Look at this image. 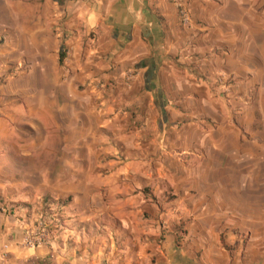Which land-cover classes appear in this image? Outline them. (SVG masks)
<instances>
[{
	"label": "crops",
	"instance_id": "crops-1",
	"mask_svg": "<svg viewBox=\"0 0 264 264\" xmlns=\"http://www.w3.org/2000/svg\"><path fill=\"white\" fill-rule=\"evenodd\" d=\"M40 222L49 246L22 248ZM4 245L264 264V0H0Z\"/></svg>",
	"mask_w": 264,
	"mask_h": 264
},
{
	"label": "built area",
	"instance_id": "built-area-1",
	"mask_svg": "<svg viewBox=\"0 0 264 264\" xmlns=\"http://www.w3.org/2000/svg\"><path fill=\"white\" fill-rule=\"evenodd\" d=\"M178 15L181 17V23L184 26L189 25L190 17L184 10H179ZM51 243L50 232L42 222L38 223L32 230L26 232L20 241V246L26 250H36L38 248L48 247ZM8 245L2 247L0 260H4L8 253Z\"/></svg>",
	"mask_w": 264,
	"mask_h": 264
},
{
	"label": "rangeland",
	"instance_id": "rangeland-1",
	"mask_svg": "<svg viewBox=\"0 0 264 264\" xmlns=\"http://www.w3.org/2000/svg\"><path fill=\"white\" fill-rule=\"evenodd\" d=\"M221 79H222V80H221ZM220 81H221V83L224 84L223 77L220 78ZM225 82H226V81H225ZM225 104H226V106H228V104L226 103V101H225ZM108 157H109V156H108ZM120 159H121V160H124V157L121 156ZM130 185H131V183H130ZM109 189H110V188H109ZM125 190H128V187H126ZM104 202L107 203V204L111 203V202H112V198H111V196H110L109 198H105Z\"/></svg>",
	"mask_w": 264,
	"mask_h": 264
},
{
	"label": "trees",
	"instance_id": "trees-1",
	"mask_svg": "<svg viewBox=\"0 0 264 264\" xmlns=\"http://www.w3.org/2000/svg\"><path fill=\"white\" fill-rule=\"evenodd\" d=\"M59 59H60V61L63 59V55L62 54L60 55V58ZM143 193L149 195V193L146 192L145 190H143ZM152 200H154V197H152Z\"/></svg>",
	"mask_w": 264,
	"mask_h": 264
}]
</instances>
